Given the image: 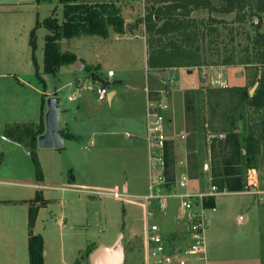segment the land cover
Listing matches in <instances>:
<instances>
[{"label":"rangeland","instance_id":"374dc122","mask_svg":"<svg viewBox=\"0 0 264 264\" xmlns=\"http://www.w3.org/2000/svg\"><path fill=\"white\" fill-rule=\"evenodd\" d=\"M82 1L90 5L101 2V0H78V3ZM129 3L130 5L121 6L120 14L123 15L125 23L130 25V27H127V30L135 29L133 33H137L140 36L141 39H139L138 42L142 44L143 39H145L146 53L149 52L146 40L147 34L145 33L144 23L140 22V19L145 13L153 12L154 9H157L160 5L164 10H167V8L172 9V14H176L177 17L179 16L178 18L192 20L184 27H181V25L178 26L179 29H186L187 32L196 34L195 32L203 28L205 32L210 33L203 39L198 38V41L193 42V45L189 47H187L188 41H182V44H186V50L189 49L190 52L195 54L196 59L199 57L198 61L200 60L201 64L198 63L193 65L192 62H194V60L184 54L182 59L188 64L167 68L164 70L167 72L166 77H164L165 74L162 72L163 70H160L157 76L160 80L164 79L167 81L165 83L162 82L166 94V100L163 103H166V108L163 110L161 109V112L164 114L161 129L163 130L166 143L170 144L172 141L170 145L174 149V153H178L177 158L182 160L180 164H177V161L175 162L176 167L179 168V171H182L184 167L186 168V172L184 171L180 176L186 175L188 182L190 183L192 181L191 185L193 186V192L199 191V189L206 190L211 188L210 185L213 179L211 178V165L214 163L212 160L213 150L211 147L225 139L227 130L231 129L232 126V124H229L230 118H234L240 113L231 112V107L234 106L235 110H243L246 122L244 123L239 119L236 121L235 125L239 130L245 133L248 132V128L246 127L249 125L250 121H257L262 117L259 113H254L250 108L238 106L236 109L235 104L238 100L235 98L234 91L233 94L232 92L229 93V89H233L237 86H246L250 89L251 93L255 90V86L250 85L251 68L253 65L247 61L249 54L244 50L246 47L254 45L250 41L255 40L254 37L257 35V32L264 33V0H129ZM52 4H54V6ZM48 5L50 6L44 5V7H41L38 12L35 9L34 18H38V16L39 18L52 16L56 17L59 23H62L64 20V4L58 3V0H53V2ZM175 6L178 7L175 8ZM226 9L230 11H226ZM161 15L164 18L159 24L167 19L166 13ZM247 31L251 32L249 40L247 39V36H249ZM47 33L48 29L43 26L35 35L39 43L36 55L38 56L37 59H39L40 64H42L43 59L44 36ZM172 33L174 34L175 32ZM139 36L137 37L139 38ZM104 41L103 36L83 35L80 41L66 38L63 43V48H67L71 51L75 49L81 54H93L96 50L102 55L103 59V67H100L98 69L99 71L97 70L101 76L104 75L103 77L105 79L109 78L107 69L110 67L117 73L116 76L111 79L113 82L114 80L123 78L134 86H139L140 91L138 93L141 94L137 95L135 98L134 110L136 111L137 121L138 119L140 121L142 113L144 112L142 111L144 102L141 88L144 85L143 81L148 80L149 77V73L145 69L143 54L136 55L133 53L131 59L125 60L126 52L124 54L123 50L127 48L123 46L122 43L121 45H115L116 43L110 44ZM167 41L166 39L163 43L165 46L168 45ZM104 44L107 46L110 44L112 46L107 49V47L104 48ZM113 46H115L117 50ZM36 50L37 49H35V51ZM147 55H149V53ZM22 60L23 59H21L20 62L22 65H25ZM28 62L29 65L35 66L33 65L34 61L32 56L28 59ZM16 63L17 62L12 61L10 57L0 61V73L7 74L9 72H15L17 69ZM22 65L19 67L20 74L24 73V67H22ZM93 70L95 72V69ZM10 77L0 78V97L5 95V102L0 100V123L2 118L5 117L8 119L18 114L14 106L8 107L7 104L8 102H14V96L9 95V93H11L10 91L4 94L2 90L8 87H22L20 82L14 78L15 76L13 77L10 75ZM168 77L171 78L172 81L168 79ZM87 82L93 85L92 89H96L97 86H99L98 83H100L99 80L96 82L87 80L86 83ZM218 88H222V90L226 91L222 92V95H218ZM186 89L193 91L195 96L194 107L196 111L191 117L186 115L185 110L184 92ZM208 89L211 90L209 100H207ZM66 93H68L67 90H65V93H60L61 105L68 100ZM151 96L156 95L153 94ZM93 102L97 104L94 105V107H102V112L108 109L106 99L100 102L94 99ZM121 104L120 102L119 108H117L116 111L122 113H126L127 110L129 111L126 104H123L120 108ZM97 110L101 112V109ZM107 112V114H112L110 108ZM128 119L134 118H125L123 123L125 125L124 128L132 127ZM7 127L8 125L2 128L3 133ZM189 134L193 137L192 140L194 141H192L191 146L188 147L186 141ZM220 134H222L221 137ZM118 138L122 139L120 136ZM69 142L66 141L64 146L72 144L74 141ZM71 146L72 145H70V147ZM83 146L84 145H82V147ZM67 148L70 149L68 146ZM0 149V162L3 159L2 153H5L8 160L13 161L20 159V163H23L21 162V158L11 155V149H15L18 152L16 146H11V144L0 145ZM72 151L76 154L78 148L72 147ZM148 152L150 153V159H152V157H154L152 154L155 153H153L151 149H149ZM190 154L198 155L199 168L197 173L200 176L196 178H192L189 175L187 159ZM70 156H72L71 152H65L63 154V159L59 157L57 153L51 156L48 155V157L43 156L45 169L48 171L47 173L49 175L54 173L59 175L61 167L67 164V160L71 158ZM79 159L82 161V158L79 157ZM204 162L208 163L207 169L203 166ZM138 163L134 165L132 161L126 159L122 160L121 165L107 163L105 173L108 174V177L104 184V188L109 187V185L112 187L114 185L113 181H118L116 184L121 186L125 179L140 180L148 170V162L143 164ZM256 164L260 177L259 181L264 186V147L261 149ZM81 168L82 166H79V169ZM149 168L153 175L158 173L163 174L165 169L164 165L163 167L160 166L159 160H153ZM156 168H158L159 171H157ZM114 170L122 171L120 173H118V171L115 173ZM67 172L69 171L67 170L65 173L67 174ZM110 172L115 175L113 178L110 177L112 176ZM21 174L24 175L27 173L23 171ZM21 174L19 173L18 176ZM19 178H21V176H19ZM142 182H136L138 185L136 188L139 192H144V190H146ZM23 183L24 181L21 179L13 178L8 181L9 186L4 185L1 186V188L17 190L25 188ZM75 188L82 189L81 193L78 191H68L66 193L55 191L50 196L53 200L51 199L47 205H43L44 208H42L40 219H38L36 233H40L45 239L44 247L47 255L45 256L44 264H89L87 259L88 250L93 248L94 244H107V242H112L116 238L118 232L123 230L121 226L124 220L123 214L125 212V215L128 214L129 208L134 210L132 211L133 215L136 214L138 217L140 215L144 220L152 221V218L150 219V217H152L150 215V210L152 209V207H150L151 203L146 202L143 195H139L136 192L135 195L128 194V202H125L123 200H117L114 195H94L87 192L97 190L96 188H102V186L90 184L89 187L78 185L75 186ZM180 189L181 188L177 190L178 193ZM220 193L221 194L214 196L215 199L212 204L214 205L213 207L217 208L216 211H212L210 205H207V207L205 206V209L209 207V209L205 210L207 224L205 229V241L208 249V251L206 250V256L208 258L206 257L205 262L209 264V260H211L216 264H264V200L261 199L262 195L230 194L226 190ZM79 194H81V198H78ZM125 195L123 197L118 194L119 198H125ZM11 196L15 197L16 195L13 194ZM79 199L81 200L79 201ZM59 200L62 201V203L64 201V203L62 204ZM167 200L168 199L165 200V203ZM63 205L67 217V225L70 220H77V225L71 227L74 228L72 230H68L69 226H65L66 230H60L55 221L56 216L63 210ZM30 207L35 208L34 204ZM27 212L26 205L20 202L11 201L8 204H0V239L1 235L7 236L6 241L5 238L3 241L0 240V253H4L10 257L13 254L15 264H29L28 241L24 244H19L18 242V240L22 239V237L28 233V225L26 224ZM240 213H243L245 216L242 223H238L237 220V216ZM140 217L138 218L139 220ZM136 221V223L140 225L137 219ZM156 222L162 224L161 221L157 220ZM151 224H153V222L150 223V225ZM122 241L125 246L126 254L120 264H140L142 250L140 233L134 232L132 236H129V231L127 230L126 236L122 238ZM186 243L187 242L183 245ZM5 245L9 248V253H6ZM178 256H180L184 264H189L190 258H192L190 261L191 264L202 263L196 256L190 257L189 253L185 251Z\"/></svg>","mask_w":264,"mask_h":264},{"label":"crops","instance_id":"0c3cea01","mask_svg":"<svg viewBox=\"0 0 264 264\" xmlns=\"http://www.w3.org/2000/svg\"><path fill=\"white\" fill-rule=\"evenodd\" d=\"M106 1L113 2L116 6L120 7V10H121V6L130 5L129 0L128 1L101 0V2H106ZM48 4L49 3H44L39 5L35 3V0H0V61H3L7 57H10L12 61L17 62L15 64L17 66L15 72H9L7 74L0 73V78H7V76L10 77V75L13 77L15 76L14 78H16L18 82H20V84L22 85V87H8L2 89L4 94L10 91L11 93H9V95L14 96L15 98L14 102H8L7 104L8 107L14 106L15 109L18 111L17 112L18 114L13 116L12 118L9 117L7 119L4 117L1 119L2 121L0 123V145L11 144V146L12 145L16 146L18 148V152L15 149H11L10 151L11 155L13 157L21 158V162H23L20 163V159L10 161L7 159V155H5V153H2L3 159L0 162V197H1L0 204L1 203L8 204L11 201L25 204L26 210L28 211L27 220H26L27 225L29 222L30 206L34 204V206L37 207L38 212L32 228L33 233H36L38 219H40L41 210L42 208H44L43 205H47L49 200L51 199L53 200V198H51L50 196L55 191H61L63 193H66L68 191H76V192L78 191L79 193H81L82 189L75 188V186L79 185V186L89 187V185L92 184L94 186H102V188H96L97 190L94 191H87L89 194H94V195L105 194V196L114 195L117 200L120 201L123 200L125 202H128L127 196L132 194L135 195L136 193L144 196V194H146L150 190L149 186H150V178L152 177V173L150 172L151 170L149 167L150 164L153 162V158L150 159V153L148 152L149 146L147 140V135H148L147 108L150 105L151 102L150 100L155 99L156 97L154 98L151 96L153 94L150 92V90L152 89L149 84V80L143 81L144 85L141 88V92H143L142 97H143L144 107L142 111L144 112L142 113V118H140V121L139 119L137 121L136 111L134 110V108H135V98L137 95L141 94L138 93L140 91V87L134 86L133 84H131L130 82H128L126 79L123 78L114 80L113 82L111 79L114 78L117 74L114 71H113L114 73L113 76L108 75L109 78L105 79L103 77L104 75L101 76L98 72L99 71L98 69L100 67L101 68L103 67L102 55H100L99 52L96 50L93 54L91 53L81 54L75 49H72L71 51L67 48H63V43L66 40V38H64L60 41L61 51L64 52L65 50H68L73 52L77 56V60L80 61V64H77L75 62L74 64L64 65L59 69L57 73L46 74L44 76L45 86L42 87L37 76L35 75V66L29 65L28 62V59L31 58L30 55L32 52L29 34L32 28L35 26L36 21L38 19L40 21L44 20V18H39V16L38 18H34V10L36 9L38 12V10L41 7H44V5L47 6L51 5ZM52 5L54 6V4ZM120 16L123 17L122 14H120ZM41 27H43V25L38 26L35 33H37V31ZM127 27H130V25L125 23L124 31H122L121 33L116 32L112 27H110L108 29V37H103V40H105L104 42L110 44L116 43L115 45L117 44L121 45L122 43V45L127 48L126 50H123L124 54L126 52L125 60L131 59L133 57V53L136 55L143 54L145 69L148 71L149 76L151 75V73L157 76L159 72L152 70L151 68L148 67L147 64L148 53H146L145 39H143L142 44H140L138 42V40L141 39L140 36L137 33H133L135 29L127 30ZM91 36H98V35H91ZM137 36H139V38ZM81 38H83V35L80 37H73L69 40L76 39L80 41ZM110 44H108V46L104 44L103 46L104 48L107 47V49H109V47L112 46ZM113 47L117 50L115 46ZM38 48H39V43L37 40V48H36L37 50L35 51L36 59L38 58V56L36 55ZM21 59H23L22 62L24 61L25 65L24 64L22 65V63L20 62ZM43 61H44V56L42 59V64H40L39 59H37V66L40 72L43 69ZM21 65L22 67H24V73L22 74H20L19 71L20 69L19 67ZM87 66H89L90 69H88ZM96 67H98L97 69L98 71L96 70ZM93 69H95V72ZM108 70H113V69L109 67L107 71ZM162 72L165 74L164 77H166L167 72H165L164 70ZM168 79L172 81L171 78L168 77ZM87 80L88 81L90 80L91 82H96L97 80H99L100 82L98 83L99 86H97L96 89H92L93 85L88 82L86 83ZM103 81L106 82L105 86L107 88V95L104 98V100L105 99L107 100L108 103L107 110H109L110 108L112 114H107L108 113L107 110H104L105 113L102 112L103 109L101 106H100L101 108L94 107V105H97L93 102L94 99L97 102L104 101L98 98V93H97V89L103 85L102 84ZM161 81L164 83L167 82L164 79H161ZM162 89L165 90V88L161 85V89H159L157 92H160ZM65 90H67L68 92L66 93L68 100H66L65 103L61 105L60 93L62 92L65 93ZM50 96H56L59 98V104H58L59 113H60L59 128H60L63 144L61 147L44 149L39 147L37 140V146L34 149V152H36L37 155V159L40 165V171H42L41 177H38V173L35 171V167L29 150H27L20 143H16L12 141L10 138L4 136L2 128L8 125V123L9 124H13V123L39 124L42 119L44 120V127H45V115H46L45 112L47 109L46 100ZM0 100L2 102H5V95L3 97H0ZM120 102L122 103L120 108L122 107L123 104H126V107L129 108V111L127 110L126 113L116 111V109L119 108ZM131 108L133 109V111ZM97 109H101V112L98 111ZM125 118H134V119H128L130 120V124L132 127L124 128L125 125L123 123ZM119 136L122 137V139H119L118 138ZM66 141L67 142L74 141L75 143L73 142L72 144H67V146L70 148L68 149L67 146H64ZM70 145L72 146L70 147ZM82 145L84 146L82 147ZM72 147L78 148L79 152L76 151L77 153L74 154L72 151ZM65 152H71L72 155L70 156L71 158L67 160V164L61 167L59 175H56L55 173L49 175L47 173L48 171H46L45 169L43 156L48 157V155L51 156L52 154L57 153L58 156L63 159V154ZM177 154L178 153L176 154L174 153V161L175 162L177 161V164H180L182 163L181 162L182 160H179L177 158ZM79 157L82 158V161L79 159ZM123 159L132 161L134 165L137 164L138 162H140L138 164H143L148 162L147 165L148 170L141 177L142 180L125 179V181L123 182L124 184L122 183L123 185L121 184V186H118V184H116V182L118 181H113L114 185L112 187H110L109 185V187L105 186L106 188H104V184L106 183L108 177L107 176L108 174L105 173L106 164L113 163L114 165L117 164L121 165ZM175 164H174L175 170L173 173V178L170 179L171 181L179 180L180 177H182L180 175L184 171L186 172L185 167L182 169V171H179L178 170L179 168H177ZM79 166H82V168L79 169ZM250 169H254L256 171L258 185H260L261 188H264L263 184H261V182L259 181L260 177L258 174V169L255 167L249 168L246 171L245 181L247 178V173ZM67 170L69 172H67L66 174L65 172ZM23 171H25V173L27 174L22 175L21 173ZM114 171L115 173L117 171L118 173H120L122 170H114ZM19 173L21 174L19 175L21 176V178H19L18 176ZM111 175H112L110 176L111 178L115 176L113 173H111ZM13 178H18L24 181L23 185L25 186V188H20L17 190H7L5 188H1V186L4 185L9 186L8 181H10V179ZM136 182H142V184H144V187H146V190H144V192L142 191L139 192L136 188L138 186ZM191 184L192 181L189 183L188 185L189 187L187 189L182 188L180 189L179 193L185 192L187 190L193 192V186ZM165 187L169 192L174 191L173 187L169 186V184L168 185L166 184ZM201 190L199 189V191H195V192H201ZM206 190H209V188ZM227 192L230 194L231 193L249 194L246 193V187L244 188V190H240V192L238 191L237 192L227 191ZM13 194L16 196L15 197L11 196ZM118 194L122 195L123 197L126 194L125 195L126 197L119 198ZM250 195H257V194L250 193ZM261 195H262L261 199L264 200V193L263 194L261 193L259 196ZM37 196H39L40 199H38ZM78 198H81V194H79ZM212 198L215 199V197ZM166 199L168 200L165 203ZM80 200L81 199H79V201ZM60 202L62 203V201ZM150 203H151L150 207H152V209L150 210L152 217H150V219L152 218V221L144 220L143 218H141L142 216L140 217V215H139L140 217L139 220L138 219L139 217L136 214L135 215L132 214V211L134 210L133 209L131 210V208L128 207L129 213L125 215L126 213L125 212L123 214L124 220L122 221L121 224L123 230L118 232L116 238L112 242H107V244L106 243L105 244L102 243L98 245L94 244V247L88 250L87 259L89 264H91L89 260V255L93 250H95L100 246L103 247L115 246L117 240L119 241V244L121 246V251L123 253L122 258L118 263L120 264L126 254V250L122 238L126 236L127 230L129 231V236H132L134 232L140 233L141 245H142L140 264H145L146 257L148 255V246L146 245V234L148 232V228L150 227L149 225L152 222L153 224L159 226L160 233L162 234L164 239V243L167 245L169 251H171L175 257L178 254V251L184 250V248H186L190 243V235H189L188 220L187 218L181 215V206H179V198L176 196H171L163 199L162 201L152 200ZM213 206L214 205L210 206V209L212 211H216L217 208ZM212 208H216V209L213 210ZM62 209L63 210L55 218L58 228H60V230H66L65 226H69L68 230L74 229L71 227L77 225L76 222L77 220L72 219L69 221L67 225L66 223L67 217L65 214L64 205ZM197 209L199 210L200 207L197 206ZM206 209H209V207ZM206 209L205 208L203 209L204 217H205ZM244 218H245L244 214L240 213L237 216L238 223H242ZM136 219L139 221L140 225L136 223L137 222ZM157 220L161 221L162 224H158L156 222ZM27 229H28V233L25 234V236L22 237V239L18 240L19 244H24L28 241L30 237L29 225L27 226ZM166 234L169 236H167ZM4 238L6 241L7 236L1 235L0 240L3 241ZM44 242L45 239L43 237V247H44ZM185 242L187 243L183 245ZM5 246H6L5 247L6 253H9L10 251L9 248H7V245ZM11 247H12V243H11ZM114 249H116V246ZM176 249H178V251H176ZM206 250L208 251L207 243H206ZM46 255L47 252L44 247V259ZM14 259L15 258L13 254L10 257L9 255H6L4 253H0V264L2 263L15 264ZM191 259L192 258H190L189 260V264H191L190 263ZM203 264H207V263L203 261ZM209 264H216V263L214 261L209 260Z\"/></svg>","mask_w":264,"mask_h":264},{"label":"trees","instance_id":"16d2710c","mask_svg":"<svg viewBox=\"0 0 264 264\" xmlns=\"http://www.w3.org/2000/svg\"><path fill=\"white\" fill-rule=\"evenodd\" d=\"M53 0H35L36 4L52 3ZM58 3L64 4L62 23L56 17L47 16L44 20L36 21L35 26L30 31V44L32 47V58L34 61L35 75L37 76L42 87L45 86L46 74H55L64 65L74 64L77 60V56L68 50L61 51L60 41L64 38L71 39L73 37H80L82 35H98L108 37V29L112 27L116 32L121 33L124 31L125 21L120 16V7L116 6L113 2H101L95 5H90L82 1L78 3V0H58ZM166 7V6H165ZM178 6H175L177 8ZM231 7V6H230ZM232 10V7L230 8ZM226 11H230L227 10ZM167 15L162 23L159 22L164 18L161 14ZM179 17V16H178ZM176 14H172V9L164 10L160 5L153 12H147L140 19V22L144 23L145 33L147 34V46L149 55L147 59L148 67L155 71L166 70L170 67H179L188 63L182 59V56H189L194 60L193 65L201 64L196 55L186 50L187 47L193 45V42L198 41V38H205L209 32H205L203 28L198 32H187L186 29H179L178 26L184 27L188 22L192 20L186 18H178ZM194 21V20H193ZM196 24V23H194ZM45 26L49 32L45 34V44L43 50V69L41 72L38 70L37 59L34 54L37 47L36 29L38 26ZM177 28V29H176ZM212 30V29H211ZM172 32H175L174 34ZM200 33V35H199ZM249 31H247V39L250 37ZM255 40L250 41L252 44L250 47H246L244 51L249 54L247 59L252 66L250 85L255 86L253 93L246 86H237L233 89H229V93L234 91L235 98L238 100L235 104L236 109L238 106L243 108H250L254 113L262 115L260 120L250 121L248 132H242L236 127V121L239 119L244 123L246 122L244 112L241 109H234L231 107V112H240L236 115L237 118H230L229 124H232L231 129L227 130V134L224 140L219 141L213 145L212 148V181L211 183L217 186L221 192L223 190L230 192H240L247 186L245 181V174L249 168L258 167L256 162L261 149L264 147V33L257 32ZM216 37V36H215ZM252 37V36H251ZM168 40V45L163 43ZM251 39V38H250ZM167 44V43H166ZM233 56V55H232ZM90 69L89 66H87ZM98 67H96V70ZM151 73V72H150ZM102 80V79H101ZM151 86L150 92L159 97V89H161L162 81L158 76L151 73L148 78ZM161 81V82H160ZM103 85L106 82L103 81ZM102 85V86H103ZM209 90V89H208ZM218 95L226 91L222 88H218ZM185 110L188 117L193 116L195 110V96L190 89L185 90ZM211 96V90L208 91L207 100ZM238 130V131H237ZM44 132V120L42 119L39 124L36 123H13L8 124L5 130V136L10 138L16 143L23 145L31 153V158L35 167V171L38 173V177H41L40 165L37 159L34 149L37 146L38 137ZM197 132V130H196ZM195 134V133H194ZM197 135V134H196ZM195 137V135H194ZM193 137L189 134L187 138V146H191ZM171 144V142H170ZM166 143L164 146V174L166 179L173 178L174 173V152L171 145ZM198 155L190 154L187 159V167L189 168V175L192 178L200 176L198 171ZM40 199L39 196H37ZM214 198L210 197L205 201L204 205L212 206ZM37 207L31 208L29 211V229L30 237L28 239L29 248V264H44V247L43 237L40 233H33L32 226L34 225L37 215Z\"/></svg>","mask_w":264,"mask_h":264},{"label":"built area","instance_id":"2783aa9c","mask_svg":"<svg viewBox=\"0 0 264 264\" xmlns=\"http://www.w3.org/2000/svg\"><path fill=\"white\" fill-rule=\"evenodd\" d=\"M107 74L109 76H113V70H108ZM98 98L100 100H104L107 95V88L105 85L100 86L97 89ZM159 97L155 99H151L150 105L147 108V140L149 149L155 154H152L154 157L153 160H159L160 166L164 165V146L165 139L163 136L162 128V120L164 118V114L161 112L166 108V103H163L166 98L165 91L162 89L159 92ZM163 94V96H162ZM72 98V97H71ZM162 109V110H161ZM222 134H220V137ZM207 162H204L203 166L207 169ZM159 171L158 168H156ZM173 187L174 191H167L165 185ZM179 184V186H178ZM188 178L186 175H182L179 180H167L163 171V174H152L150 178V190L144 194V199L146 202H151L152 200H160L162 201L165 198L176 196L179 198V206H181V215L187 218L189 225V235H190V243L184 250L178 251V253H189L190 257H195L202 262L205 261V253H206V243H205V229H206V221L203 214V209L206 205H204L205 201L209 197L217 196L220 193L217 186L211 184V188L209 190H201V192H191L185 191L182 193H178L175 190L179 188L187 189L189 186ZM246 193L251 194H263L264 188H261L258 185L257 174L254 169H250L247 173L246 178ZM197 206L200 209H197ZM215 210L216 208H212ZM150 215L151 211H150ZM148 232L146 234V245L148 246V255L146 257L145 264H184L183 260L176 255V257L169 251V248L164 243V239L162 234L160 233V228L156 224L149 225Z\"/></svg>","mask_w":264,"mask_h":264},{"label":"water","instance_id":"95a60500","mask_svg":"<svg viewBox=\"0 0 264 264\" xmlns=\"http://www.w3.org/2000/svg\"><path fill=\"white\" fill-rule=\"evenodd\" d=\"M80 64V61H76ZM59 98L50 96L46 100V115L44 132L38 137V145L41 148H57L61 147L62 137L59 128ZM116 246V249H114ZM115 246H100L93 250L89 255L91 264H118L122 258V251L119 241L117 240Z\"/></svg>","mask_w":264,"mask_h":264}]
</instances>
